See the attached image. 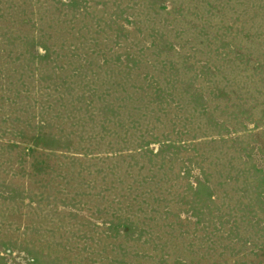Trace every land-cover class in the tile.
<instances>
[{
  "label": "rangeland",
  "instance_id": "rangeland-1",
  "mask_svg": "<svg viewBox=\"0 0 264 264\" xmlns=\"http://www.w3.org/2000/svg\"><path fill=\"white\" fill-rule=\"evenodd\" d=\"M0 264H264V0H0Z\"/></svg>",
  "mask_w": 264,
  "mask_h": 264
}]
</instances>
